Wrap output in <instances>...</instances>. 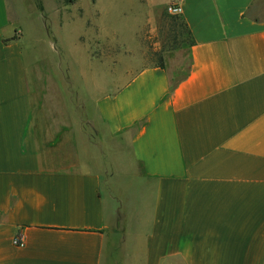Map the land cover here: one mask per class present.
<instances>
[{"label": "crops", "instance_id": "1", "mask_svg": "<svg viewBox=\"0 0 264 264\" xmlns=\"http://www.w3.org/2000/svg\"><path fill=\"white\" fill-rule=\"evenodd\" d=\"M30 1L36 41L27 0H0V264H119L115 247L126 264H264V0H91L103 26L131 4L179 5L194 40L180 84L156 64L95 99L153 191L123 205L111 174L45 160L28 62L51 31Z\"/></svg>", "mask_w": 264, "mask_h": 264}, {"label": "rangeland", "instance_id": "2", "mask_svg": "<svg viewBox=\"0 0 264 264\" xmlns=\"http://www.w3.org/2000/svg\"><path fill=\"white\" fill-rule=\"evenodd\" d=\"M43 2L48 11L42 12L43 21L51 31L50 41L39 47L35 60L30 58L28 71L33 122L45 160L60 168L89 167L111 174L108 190L122 205L153 202L152 188L141 179L144 170L134 161L129 141L107 133L96 118L94 102L151 65H163L172 85H177L191 65L187 33L163 18L166 13L176 16L168 7L144 16L131 4L132 10L125 16L114 10L103 26L93 13L91 0H78L71 9L73 4L66 5L65 0ZM109 4L121 6L126 2L110 0ZM24 8L27 30L34 41L39 40L42 32L38 20L28 15L34 5L27 0ZM175 28L182 33L177 41ZM26 55L28 58L29 51ZM117 235L119 241L120 233ZM113 253L119 264L129 261L122 258L121 247H115Z\"/></svg>", "mask_w": 264, "mask_h": 264}, {"label": "trees", "instance_id": "3", "mask_svg": "<svg viewBox=\"0 0 264 264\" xmlns=\"http://www.w3.org/2000/svg\"><path fill=\"white\" fill-rule=\"evenodd\" d=\"M36 1H37V6H38L39 10L44 11L42 1L41 0H36ZM77 1L78 0H65V4L66 5L75 4ZM163 18L171 20L172 23L175 24V26L179 25L182 29L184 28V31L188 35L189 46L194 43V40L193 41L191 40V32L189 31V29H188L187 25L185 24L183 18H181L179 16H171L167 13L163 15ZM173 32H174L175 41H177L179 39V37H181L182 33L179 32L176 28L173 29ZM161 68H165V67L163 65H161ZM180 82L178 84H180Z\"/></svg>", "mask_w": 264, "mask_h": 264}, {"label": "built area", "instance_id": "4", "mask_svg": "<svg viewBox=\"0 0 264 264\" xmlns=\"http://www.w3.org/2000/svg\"><path fill=\"white\" fill-rule=\"evenodd\" d=\"M168 12L172 15H180L182 13V8L179 5L168 6ZM15 242L21 246H24V240L22 237H17Z\"/></svg>", "mask_w": 264, "mask_h": 264}]
</instances>
